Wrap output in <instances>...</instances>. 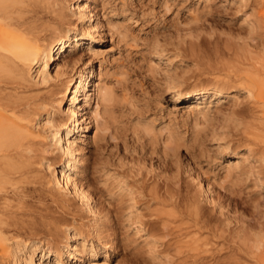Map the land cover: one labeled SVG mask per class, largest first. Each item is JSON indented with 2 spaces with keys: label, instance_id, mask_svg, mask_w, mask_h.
<instances>
[{
  "label": "rangeland",
  "instance_id": "1",
  "mask_svg": "<svg viewBox=\"0 0 264 264\" xmlns=\"http://www.w3.org/2000/svg\"><path fill=\"white\" fill-rule=\"evenodd\" d=\"M100 1L97 3L98 10L96 8L94 12L98 13V18L100 16L99 20L103 23L100 32L103 34L105 31V35H100L103 41L93 44L95 50L100 52L92 61L95 70L93 80L105 86L106 90L109 89L115 100L112 98L114 102L105 103L95 99L92 102L91 110L98 108L100 115L102 111L104 114L99 116L102 120L99 128L96 129L95 125L91 126L87 133L92 136L99 130V137L96 144L87 145L79 142L87 151L84 152L90 170L89 172L87 169V178L84 181L86 184L91 183L88 185L92 186L94 195L99 196L95 197L98 204L102 203L99 207L107 218H110L107 220L109 224L106 221L108 226L105 223L104 225L108 227L106 230L111 227V233L114 234L112 237L116 239L117 249L113 252L109 263H104L103 258H99L98 263L223 264L239 258L240 264H249L248 259L255 258L247 246V243H251L248 239L250 231L252 232L251 228L255 230L251 234H255L264 224V186L262 187L255 174L244 176L234 173L236 169L233 168V163L240 151V154L245 152L244 154L250 155L254 162H258L257 167L258 164L262 167L259 170L264 171V162H261L264 154L260 153L264 147L261 149V145H257L260 142L253 141L251 135L248 136L246 133L248 126L254 127L258 123L251 119L255 118L253 116L256 114L252 109L253 106L250 107L253 100L249 98L251 104L247 103L248 100L244 98L248 96L246 97L247 93L243 86L237 82L236 85L231 86L230 83L229 87L228 85L225 87L227 96L230 98L239 96V102L244 100L243 104L238 102L237 107L232 102L230 104L222 99L218 106L215 104V107L204 116L199 112H203L204 109L201 107L205 106L206 101L203 102L198 97L201 91L213 86L212 79L219 74L214 69L216 63L220 66L223 61L236 54L240 55L246 48L254 50L251 45L258 42L260 32L256 27L259 24V6L255 0ZM69 18H71L70 27H75L76 17ZM108 21L111 24H108ZM200 44L203 51L199 47ZM193 47L198 50L201 48V51H192ZM85 54L83 47L78 48L82 67H85L90 59V56ZM54 68L55 64L48 67L51 72ZM169 76L182 83L185 89L191 91V95L176 97L169 89ZM65 79L66 76L60 78V81ZM51 82L32 85L33 90L30 95L35 94L42 99L46 97L50 99L52 89H55L54 82L53 84ZM105 104H109L108 108L111 109ZM63 105L65 106V102ZM235 107L240 113L236 114ZM248 107L252 111H249ZM107 109L109 111L114 109V112L107 113ZM250 112L254 115L250 116L252 114ZM66 122L65 120L64 126H67ZM42 134L47 136L43 131ZM45 135L39 138L42 139L40 145L44 149L47 148L46 141L49 140ZM247 136L250 141L246 139ZM248 142L257 146L249 145ZM251 146L254 150L250 151ZM41 147L39 149H42ZM256 149L258 152L255 151ZM45 154L48 157L53 155V153ZM59 159L54 161L56 172H59L64 165V161ZM40 167L39 172L44 171L40 173L37 171L36 175L44 178L40 179L36 176L35 182L31 183L35 185L34 187L28 184L30 188H27L23 202L20 201L22 205L17 203L19 201L13 203L23 207L19 209L20 213L16 212L18 213L16 217L14 216L16 208L12 210L14 212L12 216L19 223L23 221L26 223L29 220L26 224L30 225L36 221V217L38 218L37 224L34 223L35 227L32 226L34 229L37 228L35 229L37 231L31 228V225L26 227H29L28 229L21 226V229L25 230L26 238H34V234L38 238L49 239L51 236V239L53 237L56 241L49 240L59 244L62 234H71L76 228L81 232V236L88 235L89 239H94L89 225L90 217L84 216L87 215L84 212L81 213L76 200L70 201V204L73 203L70 205L69 202L63 201L62 196L52 186H47L49 174L44 166ZM44 174L48 177L43 176ZM200 176L202 178H199ZM252 176H256V179ZM37 178L45 181L46 185ZM197 179L202 181L206 188L207 186L211 188L214 199L224 206V214L218 208H214V205L205 202V195L199 188ZM38 180L40 182H37ZM27 191L31 194L28 195ZM103 206L107 209L105 210ZM189 206H193L192 217H190L191 212L187 211ZM194 207L197 209L195 212L200 208L202 214L199 211L198 213L202 215L201 217L200 214H194ZM25 209H28L26 214L23 212ZM41 212L47 214L45 215L47 217ZM194 215L200 217L202 221L199 218H196L198 221L193 219ZM240 216H243L244 220ZM207 218L209 224H206ZM45 219L54 222L46 223ZM239 220L245 221H242V226ZM200 222L204 225H200ZM45 223L49 224L45 225L46 228ZM38 225L39 227H36ZM139 225L146 227L150 238L152 237L151 240L156 241L157 253L153 251V244L151 246L149 241H145L146 235L137 231ZM53 227H57L58 232L62 229V234L59 235ZM112 227H115L114 232L118 235L112 231ZM242 227L243 229L240 230L242 234H238ZM23 230L19 231L21 237L24 235L25 238ZM109 231L106 233L110 234ZM45 234L47 235L44 236ZM56 234L58 236H55ZM241 236L243 241L240 240ZM193 238H200L197 241L200 244L196 242L200 250L193 248L197 246L196 244L191 247V244L197 240L190 244ZM43 243H39L40 248L36 250L34 258L36 260L40 257L54 258L55 254ZM102 244L98 242L100 247H103ZM245 247L247 251H244ZM251 260L250 262L254 264L255 260L253 262ZM75 261L73 259L69 263L73 264Z\"/></svg>",
  "mask_w": 264,
  "mask_h": 264
},
{
  "label": "bare ground",
  "instance_id": "2",
  "mask_svg": "<svg viewBox=\"0 0 264 264\" xmlns=\"http://www.w3.org/2000/svg\"><path fill=\"white\" fill-rule=\"evenodd\" d=\"M255 1L256 4L259 6V24L256 25V27L259 28L260 32L258 33V42L254 45H251L254 50L252 51L249 48H246L240 55L236 54L235 56L229 58L227 61H223L220 66L219 63H216L215 65H217L218 67H213L216 70L218 69L217 71L215 70V72H219V74L212 79L213 86L211 88H206L205 90L201 91V95H199L198 99L202 100L203 102L206 101L205 106L201 107L204 109L203 112H199L201 113V115L204 116L207 115V113L210 112L213 107H215V104H217L216 106H218L219 102L222 101V99L226 100V102L230 104L232 102L234 106L236 105L238 107L239 96H235L234 94L235 97L230 98V96H227L228 94H226L225 92V87L226 85H228L229 87L230 83L233 84H231V86H234L237 83L241 84L243 86V89H245L247 93L246 97L248 96V98L244 99H247V103L249 104H251L249 102V98L253 100V104H251L250 107L253 106L252 109L253 111L255 110L256 114L254 115L252 112H250V114L252 113L250 116L254 115L253 117H255L251 119H253L254 122L258 121L259 123H257L254 127H251L252 125L249 124L250 126H248V128H251H247L246 133L248 136L251 135L250 137L253 138H251L253 141H259L260 143H257V145H261L260 147L261 149H263L262 147L264 146H262V144L264 143V0ZM98 2L101 1L0 0V264H72V262L69 263V261H72L73 259L76 260L73 264H99V258H103L104 263H109V259L113 257L112 254L117 249L116 239L112 237L114 236V234L111 233V227L109 228V231L106 230L108 227L105 226L109 224L107 220L110 218H107V216L101 210L102 208L99 207L102 203L100 201L101 204H98L96 198L99 196L96 197L94 195V192L92 191L93 189L91 188L92 186H89L91 185V183L89 184L86 181L89 184L88 185L84 181L87 178L86 172L89 170L86 164L87 157L85 152L87 151H85V147H83L79 143L81 142L90 145L95 143L99 137V130L95 132L92 136L88 135L87 133L91 126L95 125L96 129L99 128V124L102 121L99 116L104 114L102 111V114L100 115L101 112L98 108H96L95 110H91L92 102L95 99H97L98 102L104 101L105 103H109L108 101L114 102L112 101V98L115 100L114 95L112 96V93L108 88L107 89L109 91L105 89V86L100 85L99 82L95 83V81L93 80L95 77V70L92 61L94 58L96 59L95 56L100 53L98 52V50H95L93 44L96 42L100 43V41H103V38L100 37L102 35H105V31L103 34H101L100 32V30H102L103 28V23H101L99 20L100 16L98 18V13L96 14L94 12V10H96L97 8ZM71 16L76 17L77 20V23H75V27L73 28L70 27L71 18L69 17ZM108 24L111 23L109 22ZM109 28H111L110 25ZM259 30L257 29V31ZM80 47H83L84 52L90 56V59L85 64V67H82L80 65L81 61L80 57L78 56V48ZM199 47H201V44ZM194 48L195 47H193L192 51H201L202 47L199 50ZM198 55L201 57L200 54ZM61 56L64 57L61 58ZM52 64H55L53 72H51L52 70L50 71L48 69V67ZM65 76L66 79L60 81V78ZM50 81L54 82L53 87L55 88H51L53 92L51 95L52 97H49L50 99H47V97V100L42 99L40 97H37L35 94L30 95L31 90H33L31 89L32 85L48 83ZM235 82L237 83L235 84ZM169 85V89H171V91L175 94L176 97H182L186 94L191 95V91L185 89L184 85L178 82L172 76H169ZM42 95L44 96V94ZM242 101H240L239 104H243ZM64 102L65 106L63 105ZM108 106L109 104L107 105V108ZM237 107H235V111ZM250 107H248V109ZM227 108L229 109L230 107L228 106ZM104 110H106V108ZM232 110H234V107L232 108ZM250 110L251 108L249 109V111ZM110 111L112 113L114 112V109L113 111ZM110 111L108 110L107 113H110ZM104 112L106 113V111ZM238 113H240L239 110L236 114ZM45 115H47L46 118ZM44 118L45 122L43 120ZM65 120L67 121V126H64ZM254 122L253 124L255 125ZM251 130L253 131L250 132ZM42 131L46 133L47 136L45 134H42ZM248 132H250V134H248ZM43 135H45L46 138L49 139L48 141H46L47 145H45L47 146V148L45 147V149L42 148L43 146L41 147L40 145V143H42V139H39L40 137L43 138ZM248 136L246 137V139L248 138ZM249 139L250 138H248L247 140L250 141ZM38 145H40L39 148L41 147L43 150L39 149ZM249 145L254 146L256 144L251 143ZM252 146L249 149L250 151L252 149L254 150ZM259 148L258 151H260ZM41 150L42 154L40 153ZM255 151H257V149ZM261 151L262 152L260 153L264 154V150ZM240 152L238 154L237 159L233 163V168L236 169L234 173H238L239 175L244 176H246L245 174H255L257 175V179L263 187L264 171L261 172V170H259L260 168L262 169V167H259L258 164V168L256 165V163L258 162H254V160L250 158V155L244 154L245 152L240 154ZM44 153H53V155L51 154L52 156L48 157L46 156L47 154L44 155ZM260 153L258 154L260 155ZM57 158H61L64 161L63 168L59 172H56V168L54 166V161L57 160ZM261 162H264V156L262 157ZM39 165L44 166L46 172H48L49 174V177L46 174L43 175L49 178H47V186H52V188L62 196L63 201L69 202V204L70 201L74 202V200H76V202L79 203L81 213L84 212L87 214L82 215L90 217L89 225L91 235L94 239H89L87 237L88 235L81 236V232L79 231V229L76 228L71 234L65 233V231V234H62V229L60 230L58 228L60 231L58 232L56 230L57 227H53V230L57 231L59 235L62 234V240L59 242V244L53 243L54 241H56V239H54L53 237L52 239H54V241H50L49 239H51V236L49 239L38 238L35 237L37 235L34 234V238H26L25 230L21 229V226L22 228H26L29 225L26 224L29 220H27L26 223L25 221H23L26 225L23 222V225H21V222L19 223L18 220L14 219L16 216H18V213L16 212H18L19 209H23V207L19 206V204L16 205V203H13L14 201H19L17 203H20V201L25 199L23 198L24 194L29 186H33V184L31 183L35 182L36 176L40 177V179L44 178L41 175H36L38 174L37 171L39 172ZM261 165L263 166V164H260V166ZM231 168L232 167H230V169ZM252 177L255 178L256 176ZM199 178L202 177L200 176ZM39 180L37 182L42 181ZM193 180H195L194 177ZM44 182L42 181V183L46 185V182ZM246 183H248V181ZM198 186L205 195V202L214 205V208H218V210H220V212L224 214V206L221 205L220 202L218 203L216 199H214L212 191L210 190L211 188L208 186L206 188V186H204L203 182L200 180H198ZM28 193V195L31 194L30 192ZM53 199V201L56 202L55 198ZM21 203L20 205H22ZM14 207L18 210L16 211ZM189 207L190 208L187 207V211L191 212V208L193 206ZM13 208L15 209V211ZM106 209L107 208H105V210ZM198 209L200 210V208ZM12 210L15 212V215L13 214L14 212ZM25 210L23 212H25L26 214L28 212V209ZM196 210L197 209H195L194 207V214L196 213V215H198L201 213L199 210L198 211L200 213H198V211L195 212ZM20 212L21 211H19V213ZM192 213L193 212H191L190 217H192ZM12 214L15 217H13ZM30 214L28 215L29 217L32 215ZM41 214L43 213L41 212ZM201 214L200 217L202 216ZM36 216L37 215L35 214V217ZM194 217L195 215L193 216V219L195 220L196 218H199V220L201 219L198 216H196L195 218ZM236 217L239 218V216ZM240 218H243L244 220L243 216H240ZM35 219L36 221L34 223L37 224L38 218L36 217ZM46 220L47 219H45V221ZM54 220H47L46 223L48 221V223H52V221L54 222ZM133 220L134 219H132V221ZM42 221L44 222V219H42ZM196 221H198V219ZM242 221H240L241 226L243 224ZM31 222L32 221H30V223ZM113 222L111 224H113ZM204 222L206 223V221ZM207 222L208 223L206 224H209V219ZM34 223H32L33 225L30 224L31 228H33L32 226H34ZM46 223L44 224V226L47 225ZM201 224L204 225L203 222H200V225ZM40 225H42V223ZM132 225H136V223H133ZM47 226H45V228ZM36 227H39V225ZM243 227L240 228L239 231L242 230ZM49 228L50 226L47 228V230ZM113 228L115 227H112V231L114 232ZM251 229L252 232L255 231L253 230V228ZM19 230H23L22 232H24L25 238L24 235L23 237H21V231ZM40 230L41 229H39V231ZM107 231L112 234L110 237V234H107ZM137 231L143 233V235H146L145 241H149V245L153 244V251L156 252V241L154 242V240H151L152 237L150 238L146 227L139 225V227L137 226ZM252 232L250 231V236L248 238L251 243H247L248 245H246L248 246L249 252L251 251L252 256L255 258H252L253 260H251V258L248 259L249 264L251 263L250 260L252 262L255 260L254 264H264V224L260 226V230L257 233L251 234ZM238 234H242V232L240 231V233ZM246 234H244L243 236L245 237ZM46 235L47 234H45L44 236ZM55 236L58 235L56 234ZM117 239H119V237ZM199 239L200 238H193L189 243L191 244V242H194L195 240L196 241L194 242V244H191V247L192 245L195 246L196 242ZM240 240H242V236ZM98 242L103 243V247H100V245H98ZM39 243H43L44 246H47V248L55 254V257H52L50 259L40 257L36 260L34 258V255L36 250L40 248ZM197 244H200V242H197ZM241 245H243V243ZM193 248L199 249L198 245ZM245 248L246 250L244 251H247V247ZM239 250H241L240 247ZM236 259H231L229 263H225L240 264L239 258L237 259L238 261H236Z\"/></svg>",
  "mask_w": 264,
  "mask_h": 264
}]
</instances>
